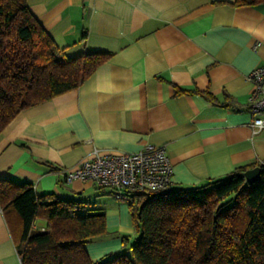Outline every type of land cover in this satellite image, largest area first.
Masks as SVG:
<instances>
[{"label": "crops", "instance_id": "0c3cea01", "mask_svg": "<svg viewBox=\"0 0 264 264\" xmlns=\"http://www.w3.org/2000/svg\"><path fill=\"white\" fill-rule=\"evenodd\" d=\"M234 2L27 0L66 57L112 53L79 88L21 111L0 133V178L105 211L109 233L86 244L92 260L125 250L138 234L130 202L112 188L65 181L63 172L96 150L164 146L181 187L264 161L248 79L264 64V3ZM47 225L38 218L34 226ZM0 264H22L2 210Z\"/></svg>", "mask_w": 264, "mask_h": 264}, {"label": "trees", "instance_id": "16d2710c", "mask_svg": "<svg viewBox=\"0 0 264 264\" xmlns=\"http://www.w3.org/2000/svg\"><path fill=\"white\" fill-rule=\"evenodd\" d=\"M111 56L66 57L27 0H0V133L21 111L79 88ZM255 166L261 175L251 183L245 171ZM129 193L138 234L128 246L124 240L125 250L99 261L86 244L109 233L103 209L0 178V210L22 264H264V161L198 186ZM38 218L47 220L46 228L34 226Z\"/></svg>", "mask_w": 264, "mask_h": 264}, {"label": "built area", "instance_id": "2783aa9c", "mask_svg": "<svg viewBox=\"0 0 264 264\" xmlns=\"http://www.w3.org/2000/svg\"><path fill=\"white\" fill-rule=\"evenodd\" d=\"M253 84L250 110L254 133L264 129V64L248 74ZM67 183L75 179H89L97 185L110 187L119 199L132 201L129 192L163 190L173 183V164L164 146L146 144L134 152L102 153L85 158L73 168L63 172Z\"/></svg>", "mask_w": 264, "mask_h": 264}, {"label": "water", "instance_id": "95a60500", "mask_svg": "<svg viewBox=\"0 0 264 264\" xmlns=\"http://www.w3.org/2000/svg\"><path fill=\"white\" fill-rule=\"evenodd\" d=\"M260 175H261V167L260 166H255V167L249 168L245 171L246 179L251 183L257 181L259 179Z\"/></svg>", "mask_w": 264, "mask_h": 264}, {"label": "rangeland", "instance_id": "374dc122", "mask_svg": "<svg viewBox=\"0 0 264 264\" xmlns=\"http://www.w3.org/2000/svg\"><path fill=\"white\" fill-rule=\"evenodd\" d=\"M120 199L118 198V201H119Z\"/></svg>", "mask_w": 264, "mask_h": 264}]
</instances>
